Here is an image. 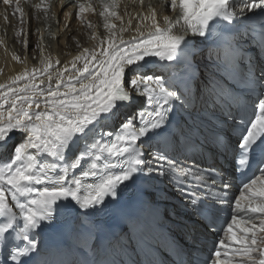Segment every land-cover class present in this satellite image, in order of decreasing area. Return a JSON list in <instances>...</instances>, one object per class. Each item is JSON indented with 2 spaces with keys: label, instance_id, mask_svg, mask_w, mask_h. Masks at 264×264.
I'll return each instance as SVG.
<instances>
[{
  "label": "snow or ice",
  "instance_id": "obj_1",
  "mask_svg": "<svg viewBox=\"0 0 264 264\" xmlns=\"http://www.w3.org/2000/svg\"><path fill=\"white\" fill-rule=\"evenodd\" d=\"M13 2L23 20L20 0H3L4 5ZM101 5L105 34L93 37L98 39L96 47L83 49L63 68H55L58 60L44 57L41 67L25 68L9 83L0 84V149L7 151L13 132L22 135L12 158L0 161V264H52L37 259L45 253L36 237L60 223H72L82 235L90 234L95 226L91 217L106 205V198L117 199L122 187L145 173L175 179L186 197L193 234L216 231L213 247L201 264H264V24L251 30L255 43L245 41L259 53L255 57L235 33L213 40L206 73L194 68L187 57L192 46L189 34L207 39L215 35L211 26L216 21L233 25L256 10L264 16V0H170L174 18L164 15L161 26L150 8L142 17L149 23L138 24L136 35L128 40L122 33L129 29H117L113 22L122 20L119 0H101ZM52 6V0L34 4L49 37L55 18ZM89 11L92 4H78L77 18ZM149 58L174 61L180 70L164 78L147 70ZM193 83L197 98L213 109L214 143L222 156L231 159L233 173L244 176L253 162L257 165L259 174L238 186L233 201L227 197L235 175L230 178L218 168L184 164L167 152L171 145L180 150L199 131L175 119L178 110L191 104L186 90ZM238 83L243 85V97L237 95ZM130 92L143 97V106L113 132L105 125L132 101ZM151 144L164 148L142 151ZM76 169H81L79 175ZM214 188L219 195H213ZM223 205L231 208L230 222L218 227ZM153 218L152 210L136 217L138 246L148 243ZM82 244L87 246L86 237ZM186 256L181 264H195L191 252ZM110 264L118 262L113 259Z\"/></svg>",
  "mask_w": 264,
  "mask_h": 264
},
{
  "label": "bare ground",
  "instance_id": "obj_2",
  "mask_svg": "<svg viewBox=\"0 0 264 264\" xmlns=\"http://www.w3.org/2000/svg\"><path fill=\"white\" fill-rule=\"evenodd\" d=\"M120 1H122V0H119V2ZM159 1L165 2L163 0H159ZM146 2H148V0H146ZM152 2H154V1H152ZM169 2H170V0H169ZM237 2L239 3L240 0H237ZM125 3H128V5L125 6ZM19 6L22 8L21 5H19ZM140 6H141V0H139V1L138 0H125V1H123L122 7H123V10L125 12L122 11V12L118 13L122 17V20H114L113 21L116 24L117 29H119L121 26L127 27L129 29V31L122 33L123 38L125 40H128L132 36L136 35L135 29H136L138 24H140V23L148 24L149 23L148 21H142V17L147 16L149 14L150 9L148 8V11L143 10V12H142ZM13 7L15 9L16 5H14ZM124 7L126 8V10ZM14 9L12 10V12H15ZM151 9L156 12L157 21L161 24V26H163V23H164L163 22V16L165 14L159 13L161 10H160V7L158 6L157 2L152 5ZM237 10H239V9H237ZM0 11H2V10H0ZM76 11H77V6L66 7V8L60 7L59 12L56 13L54 16L55 17L54 20L50 23V31L52 33L51 37L48 36L49 29L45 27L42 20L38 19V17L35 16L34 13H31L29 18L27 16H24L23 20H21L22 25H23L22 37H23L24 33L28 34L29 33L28 30H31L32 27L34 28V30L36 31L37 46H38L37 58L34 60V63L32 62L33 63L32 64L28 60V58H26L24 56L25 58L24 57L22 58L23 59L22 62L17 64V63H15V61L7 62L6 59L4 60V56L1 55L2 59L0 58V62H3L5 64V68L3 70H0V84L9 83L15 76L19 75L22 71H24L25 68L31 70L33 68L41 67L40 61L44 57H50L53 62L58 60L59 64H56L55 68H63V66L66 64H68L70 66V62L73 60L74 53L70 52L69 56L68 57L66 56L67 58L62 57L60 55L64 54L65 52H67L69 50H73V48H75V47H76L75 50L77 48H82L81 50L77 49V51H76L78 54H80L85 47L91 46L95 42H98V39H94L93 37L95 36L97 38H100V37H103L105 34L103 26H102L103 20L101 19L100 16H97V12L99 13L101 11L98 3H94L93 11L85 12L82 19L77 18V12ZM63 13H65V14L63 15ZM69 13H70V15H69ZM57 16L62 21L61 27H62V30L65 29L64 33L66 35L69 36V34L77 33V35H75L72 38V40L65 41V40H63L64 38L59 37V34L61 31L57 32L58 35H56L57 34L56 33V31H57L56 22L59 20V19L58 20L56 19ZM18 21H20V20H18ZM3 22L7 23V22H5V20ZM4 23H2L1 25L3 26ZM89 24L91 25V27H90L91 33L88 36H86V38H84V36H85V29L84 28L86 26L89 27ZM38 25L41 26L43 28V30L39 29ZM97 30L99 32L98 36L96 35ZM65 34L62 33V36H66ZM72 35H74V34H72ZM22 39H17L18 44L20 41V46H21ZM59 39H60V44L58 42ZM73 39L78 40L81 43V46L79 47L77 45L72 44ZM55 45H57V48L54 50ZM82 45H84V46H82ZM41 46L43 48V52H41V50H40ZM51 48H52V50H49ZM57 52H59V54H57ZM55 68L53 69V71L55 70ZM37 82H39V81H37ZM21 83H23V82H21ZM130 95L132 96V98L133 97L135 98V96L136 97L139 96L138 94L135 95V93H134V95H133V93H131ZM128 104H131V102ZM128 116H131L130 112L128 113ZM21 137H22V135H21ZM49 162H51L50 159H49Z\"/></svg>",
  "mask_w": 264,
  "mask_h": 264
},
{
  "label": "rangeland",
  "instance_id": "obj_3",
  "mask_svg": "<svg viewBox=\"0 0 264 264\" xmlns=\"http://www.w3.org/2000/svg\"><path fill=\"white\" fill-rule=\"evenodd\" d=\"M14 15H15L16 21H15L14 18H8L9 21H12V23L9 22V25L12 26L11 28H8L7 23H4L3 21L0 22V24L4 23L3 26H7L6 29H4V30H1V28H0V58H1V55H3L4 56V60L6 59L7 62L15 61V63L19 64V63L22 62V60H23L22 58L25 56L26 58H28V60L31 63L32 62L34 63V60L37 58V54H38L36 31L32 27L33 29L31 28V30H28L29 33L28 34L24 33V35L22 37V30H23L22 29L23 25H22V22H21L22 19L20 17V14L18 15V13H14ZM18 20H20V21H18ZM61 23H62V21L60 19L59 25H61ZM61 26L59 27V30H58L59 32L61 31L60 35H62V33L64 34V32H65V29L62 30ZM84 29H85L84 38H86V36H88L91 33L90 32V27L86 26ZM18 32L20 33L19 36H17ZM56 33H57V31H56ZM72 34H74V35H72ZM72 34H71V37H68V35H67V36H62V38H64L65 41L72 40V38L75 35H77V33H72ZM56 35H58V33ZM17 39H22L21 46H20V41H19V44H18ZM25 39L27 40V46L26 47L24 45V40ZM58 42L60 44V40ZM72 44L77 45L79 47L81 46V43L78 40H74V39L72 41ZM82 46H84V45H82ZM56 48H57V45H55L54 50ZM75 48H73L74 51L73 50H69V51L65 52L64 54H62L60 56L67 58L69 56L70 52H73L74 56H75V54H77V52H76L77 49L78 50L82 49V48H77L75 50ZM49 50H52V48L49 49ZM57 54H59V52H57ZM13 55L19 56L20 59L19 60H14L13 59ZM4 68H5V64L3 62H0V70H3ZM13 133H14V136H11L9 141H8V147H11V145L13 144V142L15 140V133L17 135H19L18 132H13ZM2 152H5V150H1L0 151V153H2Z\"/></svg>",
  "mask_w": 264,
  "mask_h": 264
}]
</instances>
